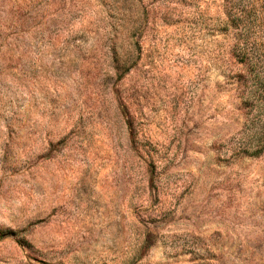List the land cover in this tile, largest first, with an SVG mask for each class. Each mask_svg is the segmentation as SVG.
<instances>
[{
  "label": "rangeland",
  "instance_id": "obj_1",
  "mask_svg": "<svg viewBox=\"0 0 264 264\" xmlns=\"http://www.w3.org/2000/svg\"><path fill=\"white\" fill-rule=\"evenodd\" d=\"M5 221L0 264H264V0H0Z\"/></svg>",
  "mask_w": 264,
  "mask_h": 264
},
{
  "label": "snow or ice",
  "instance_id": "obj_2",
  "mask_svg": "<svg viewBox=\"0 0 264 264\" xmlns=\"http://www.w3.org/2000/svg\"><path fill=\"white\" fill-rule=\"evenodd\" d=\"M18 226L16 225H11L8 224L6 221L5 222H0V233H5L6 231H15ZM21 231L23 228L21 227Z\"/></svg>",
  "mask_w": 264,
  "mask_h": 264
}]
</instances>
